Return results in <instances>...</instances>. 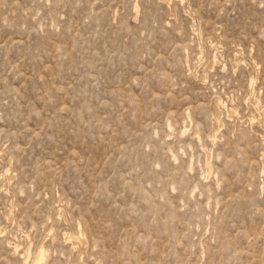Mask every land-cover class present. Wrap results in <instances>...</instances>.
Masks as SVG:
<instances>
[{
  "label": "rangeland",
  "instance_id": "1",
  "mask_svg": "<svg viewBox=\"0 0 264 264\" xmlns=\"http://www.w3.org/2000/svg\"><path fill=\"white\" fill-rule=\"evenodd\" d=\"M41 247L264 264V0H0V264Z\"/></svg>",
  "mask_w": 264,
  "mask_h": 264
},
{
  "label": "bare ground",
  "instance_id": "2",
  "mask_svg": "<svg viewBox=\"0 0 264 264\" xmlns=\"http://www.w3.org/2000/svg\"><path fill=\"white\" fill-rule=\"evenodd\" d=\"M70 238V237H69ZM18 246L14 247L15 251L17 250ZM17 252V251H16ZM47 254L44 247H41L35 254L34 258H30V253L27 251L24 253V263L25 264H44L46 260Z\"/></svg>",
  "mask_w": 264,
  "mask_h": 264
}]
</instances>
